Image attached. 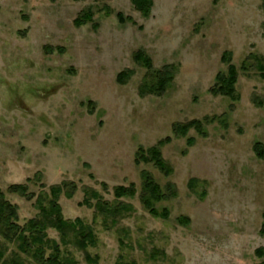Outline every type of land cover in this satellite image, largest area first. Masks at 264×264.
I'll use <instances>...</instances> for the list:
<instances>
[{"label":"rangeland","instance_id":"obj_1","mask_svg":"<svg viewBox=\"0 0 264 264\" xmlns=\"http://www.w3.org/2000/svg\"><path fill=\"white\" fill-rule=\"evenodd\" d=\"M231 63L238 98L212 90ZM193 119L202 131L175 130ZM258 141L264 0H151L148 13L136 0H0V188L21 225L56 199L93 229L86 250L47 230L77 264H263ZM0 249L19 251L1 234Z\"/></svg>","mask_w":264,"mask_h":264},{"label":"trees","instance_id":"obj_2","mask_svg":"<svg viewBox=\"0 0 264 264\" xmlns=\"http://www.w3.org/2000/svg\"><path fill=\"white\" fill-rule=\"evenodd\" d=\"M150 1L151 0H136V5L143 9L145 13H148ZM227 53L223 55L225 59ZM137 54V59L142 60L147 67H153L152 61L143 50L139 51ZM156 75L160 80L156 83H152L153 85L146 82L144 83V87L147 88L149 87L148 85H152V87L154 86V90L159 88L158 92L163 93L165 86L170 84L171 80L174 78V72H172L171 66H166L163 70H158ZM218 79L220 83L212 88L213 92L238 98L235 87L238 79V70L235 64L231 63L229 65L227 73L221 72L218 74ZM157 83H159L160 86L156 88ZM192 126L202 131V122L199 119H193L187 123L177 122L174 128L177 132L185 134ZM163 142L162 140L160 143L162 144ZM255 150L259 155L263 156V143L260 141L256 142ZM150 152L152 155L151 158L155 160L156 164L164 168L165 163L162 159L159 146L151 147ZM145 180L147 181L146 185L148 188L154 187L152 190L153 194L159 195L162 193L159 185L154 182L151 175H147ZM14 186L15 190L19 189L18 191L22 195L26 194L25 185L18 184ZM132 187V191L135 192L134 185ZM128 191L129 189L127 187L121 186L116 189V194L122 196ZM146 199L148 200V198H145V200ZM147 203L149 204L148 201ZM42 213L43 216L32 218L26 225H21L18 222L19 216L17 206L6 198L5 192L0 188V234L4 239L16 243L19 248V251H14L11 256H7L6 258H4L5 251L0 249V264H77L75 258H70L69 255H64V253H62L63 250L59 241L49 237L47 233L49 227H53L60 232L61 242L64 244L67 243V241L73 242L79 248L86 250L87 246L94 242L93 229L89 228V226L88 229L85 228V224L80 219H65L62 216L61 207L56 199H52L51 206L48 209H42ZM47 247L52 248L49 254L46 253ZM257 252L260 255L264 254V247L259 248ZM21 253H27V255L24 256ZM27 257H32L33 260L29 261ZM90 257V254L86 251V258L88 259Z\"/></svg>","mask_w":264,"mask_h":264}]
</instances>
